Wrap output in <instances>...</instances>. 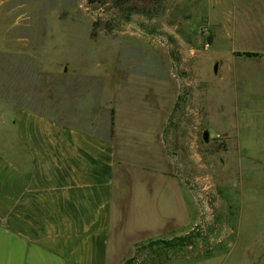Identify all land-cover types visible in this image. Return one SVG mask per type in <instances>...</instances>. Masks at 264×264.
I'll return each instance as SVG.
<instances>
[{
    "label": "rangeland",
    "instance_id": "rangeland-1",
    "mask_svg": "<svg viewBox=\"0 0 264 264\" xmlns=\"http://www.w3.org/2000/svg\"><path fill=\"white\" fill-rule=\"evenodd\" d=\"M30 1L33 46L42 48L32 68L42 69L47 56L64 60L70 71L89 68L77 73L111 80L112 97L139 94L158 103L162 151L186 213L175 229H151L161 220L156 209L174 208L170 194L160 185L152 198H139L127 225L139 228L113 264L136 245L195 225L204 236L194 246L168 259L141 250L135 264H264V0ZM247 50L257 55L241 54ZM3 55L0 145L14 141L16 114L9 105L16 77Z\"/></svg>",
    "mask_w": 264,
    "mask_h": 264
},
{
    "label": "crops",
    "instance_id": "crops-1",
    "mask_svg": "<svg viewBox=\"0 0 264 264\" xmlns=\"http://www.w3.org/2000/svg\"><path fill=\"white\" fill-rule=\"evenodd\" d=\"M30 7V0H0V54L16 77L14 141L0 145V264H113L139 228L127 227L139 198H152L160 185L170 194L174 208L156 209L161 220L151 229H175L186 213L162 151L158 103L112 97L111 80L73 64L71 72L64 60L47 56L42 69L32 68L42 48L33 46Z\"/></svg>",
    "mask_w": 264,
    "mask_h": 264
},
{
    "label": "trees",
    "instance_id": "trees-1",
    "mask_svg": "<svg viewBox=\"0 0 264 264\" xmlns=\"http://www.w3.org/2000/svg\"><path fill=\"white\" fill-rule=\"evenodd\" d=\"M241 54L247 56L257 55V52L253 51H242ZM202 228L198 225H195L193 228L187 232L179 235H174L169 238L159 237L146 241L145 243L136 245L134 253L132 256L127 258L122 264H135V261L138 258L139 251L145 250L146 253L156 254L158 256L164 255L165 259H168L170 256L169 252H175L178 249L183 247L194 246L199 239H202L204 234Z\"/></svg>",
    "mask_w": 264,
    "mask_h": 264
},
{
    "label": "water",
    "instance_id": "water-1",
    "mask_svg": "<svg viewBox=\"0 0 264 264\" xmlns=\"http://www.w3.org/2000/svg\"><path fill=\"white\" fill-rule=\"evenodd\" d=\"M207 137H208V132L205 131V132H204V140H207V139H208Z\"/></svg>",
    "mask_w": 264,
    "mask_h": 264
}]
</instances>
